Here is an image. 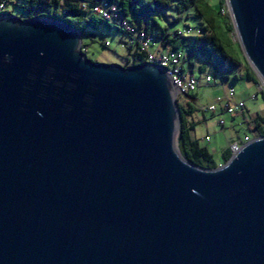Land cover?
Returning <instances> with one entry per match:
<instances>
[{"label": "water", "instance_id": "95a60500", "mask_svg": "<svg viewBox=\"0 0 264 264\" xmlns=\"http://www.w3.org/2000/svg\"><path fill=\"white\" fill-rule=\"evenodd\" d=\"M225 4L264 87V0ZM178 125L163 67L94 61L66 21L0 15V264H264V135L207 168Z\"/></svg>", "mask_w": 264, "mask_h": 264}, {"label": "trees", "instance_id": "16d2710c", "mask_svg": "<svg viewBox=\"0 0 264 264\" xmlns=\"http://www.w3.org/2000/svg\"><path fill=\"white\" fill-rule=\"evenodd\" d=\"M7 1L13 3L21 9V17H50L70 23L72 26L82 30L86 26L94 28L101 20L105 25H114L117 29L129 35V32L124 28L121 22L109 20L101 17L91 11V5L99 3L103 0H17ZM117 5V11L122 21L135 22L137 27L144 28L147 32H151L157 43L161 42L162 46H166L181 50L184 53V67L188 72H193L195 67L198 68L200 76L203 77L206 73H211L215 76L219 75V79L215 81L220 84H225L226 80L238 79L240 77V67L235 68L240 63L237 55L234 53V41L230 36L232 25L224 19L222 25L217 21L215 14L224 16L226 12L219 8L212 12L210 4L207 0H108ZM224 2V0L222 1ZM85 3L86 7L82 6ZM174 7L178 12H183L188 9L192 14L199 17V23L194 28L199 32L188 35H174L178 29L167 30L161 26L156 17L155 12L160 9ZM13 13V9L0 10V15ZM189 13H185L188 15ZM172 18L170 22L174 21ZM187 26V25H185ZM130 36V35H129ZM106 44V43H105ZM82 43V49H83ZM107 45V44H106ZM128 49V53L132 58L127 57L126 63L136 64L145 60V53L137 48ZM245 64V63H244ZM246 65V64H245ZM184 66V65H183ZM248 66V65H247ZM235 68V69H232ZM247 78L253 81H258L253 69L248 68ZM262 90V88H261ZM195 94L191 96L194 97ZM178 103L179 111V128H178V146L180 153L187 160L202 167L213 168L224 163L231 155V143L240 145L246 140L257 136L264 135V114L256 112L251 118L256 134H245L243 137H232L229 143L224 147L218 159L208 149L206 144H201L198 137L192 134V129L195 128V122L188 119V116L199 110L191 101ZM232 118L235 115H231Z\"/></svg>", "mask_w": 264, "mask_h": 264}, {"label": "rangeland", "instance_id": "374dc122", "mask_svg": "<svg viewBox=\"0 0 264 264\" xmlns=\"http://www.w3.org/2000/svg\"><path fill=\"white\" fill-rule=\"evenodd\" d=\"M207 1L210 4L212 12L217 11L219 8L226 12V14H223L224 16H219L217 13L215 14L217 21L221 25L224 19L228 21V24L232 25V29H230L229 33L234 41V53L240 61V63L235 66V68L240 67V77L238 79L226 80L225 85L232 84L235 89L234 98H241L245 102V111L242 115L236 114L235 117L232 118L227 112H222L220 114L225 118V123L223 125L217 122L219 114L209 110H198L194 112L192 116H189V119L195 122V128L192 129V134L199 138L201 144H206L214 157L218 159L222 150L232 137L237 138L238 136L243 137L245 134H256L251 118L256 112L264 114V87L257 74L255 76L258 78V81L247 78V71L251 66L246 60L239 45L225 0L224 2H222L223 0ZM8 6L7 10L13 9L14 14L21 15L22 12L19 7L10 2ZM186 12L189 14L185 15ZM154 16L158 23L166 27L169 31L174 28H183L185 25L195 26L200 20L198 16L192 14L190 9L178 12L174 7L160 9L158 12L154 13ZM172 18H175V20L170 22ZM81 41L84 44L83 50L88 58L94 61L119 63L122 65L126 63L127 57L132 58V55L128 53V49L131 48L133 50L135 48L134 44H131L130 36L127 33L117 29L114 25L107 26L101 20H98L94 28L86 26L82 30ZM106 42H108L107 45L105 44ZM166 48L167 47H163V49ZM183 65L186 67V63H183ZM193 72L200 76L197 67L193 69ZM216 79H219V75H216ZM223 87L224 84L222 85L218 82L201 84L195 90L189 91L188 94H195L194 98L192 97L190 101L196 107L200 104L209 103L215 99L216 95L223 93ZM185 99V96H180L177 102L185 103ZM177 128H179V125ZM206 133L210 134L209 141H205L203 138ZM177 136L178 129L176 130V145L179 149ZM232 144L233 143H231L230 147H232Z\"/></svg>", "mask_w": 264, "mask_h": 264}, {"label": "built area", "instance_id": "2783aa9c", "mask_svg": "<svg viewBox=\"0 0 264 264\" xmlns=\"http://www.w3.org/2000/svg\"><path fill=\"white\" fill-rule=\"evenodd\" d=\"M7 6L6 0H0V10H5ZM85 8V3H82ZM91 11L105 17L109 20L121 22L124 28L129 32L131 44L137 45L140 51L145 53V60L148 63L156 64L164 68V71L169 75L175 89L176 98L185 96V101H190L192 96L189 93L195 90L201 84H208L215 82L216 78L211 73H206L203 77H198L195 74L188 72L184 66V53L181 50H176L170 47L166 49H158L157 41L151 32H147L142 27H137L135 22L122 21L117 11V5L108 0H103L99 3L91 5ZM3 15V14H2ZM199 32L197 28L191 25L184 26L177 30L174 34L188 35ZM108 44V42H106ZM223 85V84H222ZM223 93L216 95L215 99L209 103L200 104L197 107L199 110H209L213 113H218L219 118L217 122L220 125L225 123V118L220 115L222 112H227L230 115L240 114L245 111V102L243 99H235V89L232 84L223 87ZM188 94L189 97L186 95ZM204 140H210V134L204 135ZM235 143L232 144L231 149L236 148Z\"/></svg>", "mask_w": 264, "mask_h": 264}, {"label": "crops", "instance_id": "0c3cea01", "mask_svg": "<svg viewBox=\"0 0 264 264\" xmlns=\"http://www.w3.org/2000/svg\"><path fill=\"white\" fill-rule=\"evenodd\" d=\"M9 1H12V2H14V1H16V0H9ZM168 45H166V46H162V44H161V42H158L157 43V48L158 49H163V47H167ZM194 98V97H193ZM237 99H241V98H237ZM188 119H189V116H188Z\"/></svg>", "mask_w": 264, "mask_h": 264}]
</instances>
